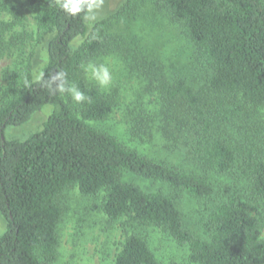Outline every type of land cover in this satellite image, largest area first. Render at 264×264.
I'll list each match as a JSON object with an SVG mask.
<instances>
[{"label": "trees", "instance_id": "16d2710c", "mask_svg": "<svg viewBox=\"0 0 264 264\" xmlns=\"http://www.w3.org/2000/svg\"><path fill=\"white\" fill-rule=\"evenodd\" d=\"M147 1V0H145ZM181 27L193 46L195 81L167 74L143 48L129 47L105 21L88 27L86 12L71 16L58 0H24L36 16L35 32L13 33L17 0H0V58L9 46L46 42V62L37 79L29 66L10 73L0 91V264H54L59 257L63 192L76 185L84 195L103 193L95 205L111 221L161 229L188 246L196 264H264V140L250 122L264 109V0H149ZM127 0L121 15L134 12ZM81 39L80 42L78 40ZM116 55L158 94L160 130L170 145L190 146L202 170L229 177L218 186L206 174L128 147L92 122L105 121L114 100L88 81L80 65ZM67 74L91 102L75 104L50 91V78ZM54 88L55 85L53 84ZM46 106L52 112L25 138L8 136ZM148 113L134 119L135 136L153 126ZM160 182L143 187L135 181ZM164 186V187H163ZM182 194L209 200L199 235L185 224ZM124 223L123 225H125ZM113 264H161L148 240L126 235Z\"/></svg>", "mask_w": 264, "mask_h": 264}, {"label": "rangeland", "instance_id": "374dc122", "mask_svg": "<svg viewBox=\"0 0 264 264\" xmlns=\"http://www.w3.org/2000/svg\"><path fill=\"white\" fill-rule=\"evenodd\" d=\"M22 9L19 22L8 36L25 31L33 33L36 27V16L24 4L17 0ZM127 0H103L94 10V19L87 16L89 29L98 21H105L111 33L123 36L127 45L132 48L141 47L151 57L157 59L167 74H182L195 81L196 64L193 59V46L182 34L181 27L169 14L152 5L147 0H137L138 7L131 14L121 15ZM2 19H10L0 15ZM81 39L78 40L80 42ZM46 62V42L36 40L24 44L10 45L0 58V91H7L12 86L10 73L21 67L29 66L38 77ZM96 63H107L112 70L113 83L108 90H101L110 96L115 103L114 110L105 121L92 122L109 134L116 137L128 147L139 152L178 164L185 169L211 176L217 183H233L229 177L219 176L204 171L193 160L190 146L170 145L159 128L160 109L158 94L149 91L146 81L137 72L132 71L126 62L116 55H107L92 60ZM88 79V78H87ZM96 85L93 81H90ZM52 106H46L37 112L29 122L19 127L8 129V136L25 138L40 128L52 112ZM148 113L153 119V126L147 134L135 136L132 131L135 117ZM257 139L264 140V109H261L250 122ZM143 187L160 188L162 183H149L136 179ZM164 187V186H163ZM103 193L84 195L76 185L68 187L61 196L64 209L59 224L60 246L59 257L54 264H113L116 254L121 248L127 234L137 232L143 235L156 254L161 264H196L189 259L188 246L180 245L169 234L152 226H143L128 222L126 217L111 221L109 217L95 205L102 201ZM209 200H200L189 194H182L180 207L184 212L186 226L202 235L203 219L210 206ZM259 212H264V201L259 203ZM126 223L124 226L123 224ZM5 221L0 216V235L5 231ZM264 238V229L261 232Z\"/></svg>", "mask_w": 264, "mask_h": 264}, {"label": "clouds", "instance_id": "9594fccd", "mask_svg": "<svg viewBox=\"0 0 264 264\" xmlns=\"http://www.w3.org/2000/svg\"><path fill=\"white\" fill-rule=\"evenodd\" d=\"M58 2L63 11L71 16L86 12L89 14V18L94 19V10L100 7L103 0H58ZM80 67L86 78L93 81L100 90L110 89L113 83V75L107 63L89 61L82 63ZM37 79H40V77H37ZM53 84L55 85L54 88L52 87ZM48 87L53 93L66 94L75 104L91 102V98L86 96L75 83L70 82L64 72L55 73L50 78Z\"/></svg>", "mask_w": 264, "mask_h": 264}]
</instances>
